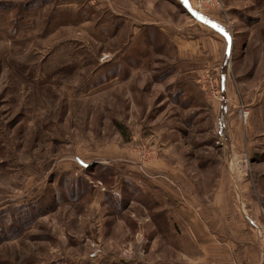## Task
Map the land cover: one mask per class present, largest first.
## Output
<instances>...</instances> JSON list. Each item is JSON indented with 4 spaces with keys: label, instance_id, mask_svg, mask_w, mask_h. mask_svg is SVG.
<instances>
[{
    "label": "rangeland",
    "instance_id": "rangeland-1",
    "mask_svg": "<svg viewBox=\"0 0 264 264\" xmlns=\"http://www.w3.org/2000/svg\"><path fill=\"white\" fill-rule=\"evenodd\" d=\"M190 1L224 59L177 0H0V264H264V0Z\"/></svg>",
    "mask_w": 264,
    "mask_h": 264
},
{
    "label": "crops",
    "instance_id": "crops-1",
    "mask_svg": "<svg viewBox=\"0 0 264 264\" xmlns=\"http://www.w3.org/2000/svg\"><path fill=\"white\" fill-rule=\"evenodd\" d=\"M177 1L180 4V5H178V8H180L183 13L186 12L185 14H189L190 15L189 18L190 19L193 18V21H194V18H196V17L191 15V14H194V11L191 7L190 0H177ZM196 20H198V18H196ZM195 22H197V21H195ZM198 22H199V25H202L203 27H205V29H207V31L212 32L213 34L217 35L218 38H221V40L223 42L222 59H224L226 57V55L228 54L229 49L233 50V45H232L233 40L231 41V38L228 37L229 36L228 32L225 29H223L222 27H220V25L214 24L213 22L207 20V18L206 19L204 18L200 21L198 20ZM223 174H224V176H222ZM219 175L224 177V178H228V176H229V174H227V172H221ZM218 190H223V189H218ZM177 192L178 191H175V189H172V191H170L168 189L167 192L162 194L161 196L163 197V199H165V202L171 203V204H173V206L176 207V208L172 209L174 211L173 214H176L179 212H188L191 215L190 217H192L191 223L194 222L196 224V226H202L203 224H201L200 220L197 218V216H198L197 209H195L194 205L191 204V202H190L191 200L189 198L184 199L183 197H181V194L179 192L178 193ZM169 198L171 200H169ZM220 202H221V198L219 199V201L217 203H212L211 206L213 207V209H219V210L222 209L224 203L221 202V204H222V206H221ZM195 206H197V205H195ZM219 210H215V211L220 212ZM232 216L234 217V214H232ZM220 217H221V214L219 215V218ZM198 221L200 222L199 224H198ZM203 239H205V238L203 237ZM221 242H223V241H221ZM233 242L234 241L232 238L231 243H233ZM197 246H199V249H204V245H201L200 243H198ZM228 249H229V247H228ZM215 250L219 251V249H215ZM232 255H233V253H231V250L230 251L227 250V256L232 257ZM234 256H235V253H234L233 257Z\"/></svg>",
    "mask_w": 264,
    "mask_h": 264
},
{
    "label": "built area",
    "instance_id": "built-area-1",
    "mask_svg": "<svg viewBox=\"0 0 264 264\" xmlns=\"http://www.w3.org/2000/svg\"><path fill=\"white\" fill-rule=\"evenodd\" d=\"M198 1L201 2L202 4H204V3H206V4H212V1L211 0H198ZM190 4H191V1H190ZM191 6H192V9L194 11V14H191V15L192 16H195L198 19H203V18H201L200 10H198V8L195 5H193V4H191ZM229 54H230V49L228 51V55Z\"/></svg>",
    "mask_w": 264,
    "mask_h": 264
}]
</instances>
